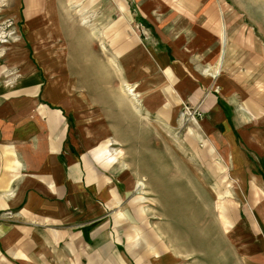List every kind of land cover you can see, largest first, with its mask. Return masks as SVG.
I'll return each instance as SVG.
<instances>
[{
    "label": "rangeland",
    "instance_id": "1",
    "mask_svg": "<svg viewBox=\"0 0 264 264\" xmlns=\"http://www.w3.org/2000/svg\"><path fill=\"white\" fill-rule=\"evenodd\" d=\"M196 4V11L216 12L219 35L207 31L201 42L197 36L185 46L191 61L172 59L162 66L156 53L165 46L150 18L163 2L152 7L134 0H0V89L31 86L37 110H62L64 102L80 106L78 119L68 117L70 124L80 121V138L113 142L112 159L131 173L132 215L126 217L133 244L175 250L180 264H237L239 249L248 264L256 241L250 218L264 201V142L257 141L258 150L254 141H244L235 112L238 104L249 110L242 121L259 122L264 132V0ZM201 18L198 25L208 29ZM146 38L152 41L149 64L137 69L140 76L121 80L130 67L120 64V51L112 54L110 42ZM215 42L217 54L205 56ZM188 76L195 89L185 81ZM30 77L36 82L24 84ZM127 83L137 97L126 91ZM9 98L0 95V105ZM105 117L116 120V130L105 128ZM219 201L229 207L227 213Z\"/></svg>",
    "mask_w": 264,
    "mask_h": 264
},
{
    "label": "crops",
    "instance_id": "2",
    "mask_svg": "<svg viewBox=\"0 0 264 264\" xmlns=\"http://www.w3.org/2000/svg\"><path fill=\"white\" fill-rule=\"evenodd\" d=\"M134 1L148 2L152 7L156 2L164 3L159 14L157 11L154 19L150 18L165 46L161 54L156 53V62L162 66L169 65L172 59L191 61L187 48L196 42L193 39L197 36L201 42L207 31L219 35L216 12L202 11L204 16H200L202 12L195 9L196 0H182V4L181 0ZM180 5L186 7L185 11L179 9ZM200 18L208 29L198 25ZM118 27L128 34L126 22L120 21ZM222 39L225 52L228 39L224 31ZM141 42H110L112 54L119 50L120 64L130 67L129 76L120 75L121 80L140 76L137 69L142 71L143 65L149 64L147 49L152 41L146 38ZM217 50L215 42L211 50L205 49V56H214ZM185 81L190 89H195L196 82L190 76ZM32 82H36L35 77L26 79L24 84ZM134 89L126 84V91L137 97ZM0 95L12 99L6 106L0 105V264H180L175 250H151L132 243L126 217L132 215L133 186L128 180L131 173L122 171L112 159V141L80 138V121L73 125L68 119L71 114L79 118L80 106L64 102L62 110L40 107L38 113V95L31 86L19 92L0 89ZM80 99L85 96L80 95ZM243 109L236 105L235 127L242 132L244 141L260 145L257 141L264 142L263 128L259 122L250 125L251 121H242V116L249 112ZM253 109L259 111L255 104ZM6 110L7 113L2 112ZM103 120L106 129H117L115 119ZM219 204L222 213H227L229 207L225 202ZM259 208L257 217L250 218L255 221L256 241L253 250L247 251L248 264H264V201ZM236 254L237 264H246V252L238 249Z\"/></svg>",
    "mask_w": 264,
    "mask_h": 264
},
{
    "label": "bare ground",
    "instance_id": "3",
    "mask_svg": "<svg viewBox=\"0 0 264 264\" xmlns=\"http://www.w3.org/2000/svg\"><path fill=\"white\" fill-rule=\"evenodd\" d=\"M132 92H133V89H132Z\"/></svg>",
    "mask_w": 264,
    "mask_h": 264
}]
</instances>
